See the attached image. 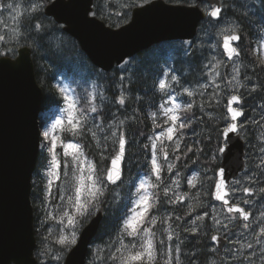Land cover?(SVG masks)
Masks as SVG:
<instances>
[{
  "label": "trees",
  "instance_id": "1",
  "mask_svg": "<svg viewBox=\"0 0 264 264\" xmlns=\"http://www.w3.org/2000/svg\"><path fill=\"white\" fill-rule=\"evenodd\" d=\"M225 17L233 19L239 26L241 57L244 61L242 75L249 83L242 91L245 97L249 94L254 104V107H249L254 108V121L246 122L241 128L247 155L264 146V142L260 141L259 126L264 117V64L252 52L253 45L260 42L264 30V1L225 0L222 18L218 22L211 18L203 21L188 50L183 41L157 44L130 59L124 71L118 67L111 72L97 69L76 40L52 18L46 17L43 11L24 17L19 22L24 36L15 47L27 45L32 49L36 79L43 91L42 113L62 105L57 83L62 78L68 80L76 104V116L82 127L77 135L67 131L62 134L64 139H71L82 146L85 156L96 165L97 175L104 178L111 158L119 150V138L123 135L126 139L123 180L117 186L110 187L104 178L103 194L90 204L93 210L89 209L80 218L81 231L94 215L96 205L98 209L103 208V220L92 243L102 247V258L107 264L111 261L110 249L119 240L124 209L128 208L127 186L133 189L136 180L151 170V137L164 130L167 124L160 115L161 106L172 94L180 104V120L176 122L174 134L178 142L176 146H165L163 141L158 146L161 170L159 179H152L151 184L157 185L150 186V196L153 197L150 202L154 207L150 209L145 222L166 210L172 214V218L175 217L180 227L187 214L204 213L213 202L212 190L221 163L220 149L224 143L223 130L229 122L227 96L232 93L229 80L232 63L225 59L221 40L214 35L215 25ZM36 23L42 25L40 30L35 28ZM212 54L215 55L214 59ZM2 56L13 57L0 51ZM167 68L175 79L168 77V87L161 90L159 83L165 77ZM188 89L193 90L191 96L186 91ZM121 97L123 104L119 102ZM93 107L95 112L91 111ZM247 116L245 111L244 118ZM181 123L185 125L183 128L179 127ZM161 150L167 152L173 162L160 156ZM44 164L45 159L40 153L31 193L37 242L42 240L37 208L42 200L40 172ZM193 175L195 180L192 184L195 185L190 191L191 207L186 209L180 204H176V207L169 204L160 187L169 184L173 178L177 179L178 184H188ZM121 186V194H115ZM204 225L209 229V220ZM151 228L157 229L156 223ZM194 248L195 264H209V260H200L203 245L197 247L194 243ZM184 263L187 264V260Z\"/></svg>",
  "mask_w": 264,
  "mask_h": 264
},
{
  "label": "water",
  "instance_id": "2",
  "mask_svg": "<svg viewBox=\"0 0 264 264\" xmlns=\"http://www.w3.org/2000/svg\"><path fill=\"white\" fill-rule=\"evenodd\" d=\"M197 1L216 4L215 7H220L222 12L218 0ZM92 11L93 0H53L44 9L45 15L62 25L63 31L78 42L90 62L104 72L112 71L154 45L168 41L193 40L200 22L205 18L204 11L198 5L153 0L135 8L128 24L114 29L92 16ZM220 17L212 18L217 21ZM234 34L240 36L239 41L233 42L239 55H233L231 59L224 50L222 38L221 47L229 62L241 56L238 48L241 35ZM42 102L43 91L36 79L31 49L26 46L20 47L18 55L14 58L0 57V264L38 263L35 257L37 240L31 193L44 127V122H40ZM241 103L240 97V103H234L232 106L238 108ZM228 115L230 123L237 124L238 131L230 133L227 137L223 134L221 164L215 185L221 179L220 173L223 172L225 191L229 193L226 197L229 204L225 205L223 201L216 199L215 185L212 197L214 202L223 205L228 214H239L244 220L240 213L229 211L232 205L243 208L229 198L231 182L237 179L246 167V144L239 133V121L243 116L232 121L231 115L229 113ZM125 157L126 144L124 158L120 164V178L112 183L105 176L109 186L114 187L123 180ZM110 167L111 160L108 169ZM250 217L249 213V219L245 221L248 222ZM102 220L103 208H100L82 229L77 243L66 255L64 264L87 263L90 245L98 233ZM214 236L218 239L213 240V243L222 248L226 242L219 235Z\"/></svg>",
  "mask_w": 264,
  "mask_h": 264
},
{
  "label": "rangeland",
  "instance_id": "3",
  "mask_svg": "<svg viewBox=\"0 0 264 264\" xmlns=\"http://www.w3.org/2000/svg\"><path fill=\"white\" fill-rule=\"evenodd\" d=\"M140 1L146 0H136V2ZM148 1L150 0H147L146 2ZM97 2L98 4L100 2V5L109 4L110 6L119 7L120 10L124 13L127 12L124 11L127 4H132L131 0H97ZM0 4L4 5L3 8H0V35L5 36V40L0 41V51L3 53L15 54V45L24 36V33L20 29V20L24 17L33 15V10H39V12H42L44 7L46 6V3L43 0H0ZM8 4H12L13 8L8 9ZM235 32H239V26L237 22L229 17H225L214 27L215 38L220 40H222L223 35L232 34ZM25 37L27 36L25 35ZM191 45V42L184 43V47H186V50H188L187 48L191 47ZM246 48L247 47H245V49ZM252 52L255 54V56L260 58L264 64V30L260 42L253 45ZM212 57L214 59L215 55L212 54ZM129 64L130 62L128 60L118 68L124 71ZM212 64L214 65V63ZM243 66L244 61L242 57L232 62L230 66L229 77L232 93H229L227 96L230 97V95L232 94H238L241 95L244 99L243 104H241L239 108L244 109L247 112L248 116L241 120V134L243 133V130H241L242 125L246 124V122L252 123V121H254V117L252 116L254 114V108L249 109V107L252 105V98L249 97V94L245 97L242 91L244 86L249 84L242 75ZM168 77H170V79H173L169 68H167L165 77L162 79L166 84ZM212 80H214V78H212ZM200 87L203 88L204 86L201 85ZM57 88L60 95L62 96V106L52 108L40 115V122H44L40 153L45 159V164L43 165L40 172V178L43 184V192L42 200H40L39 206L37 208V212L39 214L38 219L40 221L39 229L42 236V240L41 242H38V248L36 250V258L38 260V264H63L66 254L75 244H68L66 246L61 245L59 243L60 238L62 236H66L70 239L71 234L74 232L76 234L77 242L80 233L81 216L76 215L75 210L68 199V197L74 196V188L77 183V177L79 176V172L75 171L78 165L73 164V158L71 156H64L63 148L59 145V140H63L65 143L76 142L71 139H64L62 134L63 131H60L59 128H57L55 133H51V129L54 125H56V122L58 120L63 122V126H67V117L69 114L68 105L69 103L74 102V97L68 80L63 78L61 80H58ZM187 91L192 92L193 90L188 89ZM123 94L124 90L122 89V95ZM252 106L254 107V104ZM169 108L173 109L174 112L166 115L165 110ZM179 109L180 104L174 94L170 95L169 98H167L162 103V114L160 113V115H162V118H164V123L167 124L164 130L156 133L151 137V170L149 172L143 173L136 180L133 189L130 190L129 186H127L126 204H128V208L124 209L125 216L121 229L119 230V240L110 249V256H115L116 259H112L110 257L111 261L109 262V264H120L119 257L121 255H126V252L117 251V249L121 247V243L128 245L129 247H131L132 244H136L137 248L132 249L133 251H135L143 242V232H141L137 237L128 236L124 232V224L126 219L131 216V210L136 208L135 201L139 199L140 195H143L145 193L150 195V186L155 185L151 184L152 179L157 177L152 170V159L153 155H155L157 163L160 164V160L158 158L159 153L157 151L160 143L164 141L165 146L177 145L178 140L175 138V136H173L172 140H168L166 136L162 137L161 140H157L156 137L160 136L162 132H165L167 128L176 126V123L175 125H173L172 121L169 119V116L172 114L178 116ZM228 121H230L229 116ZM259 126L261 130L260 141L264 142V117L261 118ZM46 131L50 132V135L47 138L44 135ZM51 134H55L58 137V143L55 152L60 161V179L55 180L52 183L50 190L51 194H49L48 181L50 177L48 176V172L51 168L50 161L52 159V152L50 151ZM153 143H155L156 145L155 148L153 147ZM252 144H254V135L252 136ZM165 153L166 160H168L170 163L171 161L173 162V159H169L167 156L168 153L164 150H161L160 156L165 157ZM84 157L86 158V162L84 165L86 170L87 161L90 160L85 156V154ZM247 161L249 164H247L246 170L237 179V181L233 183L230 189L233 193V198L243 202V204H245V206L243 207L246 209V211H249L253 214L250 221L246 222L245 220H241L238 215L237 217L235 215H229L225 212L222 206L212 202L209 204V208L207 209L208 211L204 213H189L190 215L187 214L186 218L183 219V222L179 227L178 221H175V217L172 218V214L169 211L163 210L161 214L155 216L157 229L152 230L151 225L153 223H151V220L148 223L145 222L143 225V227L149 228L151 232L155 234L152 239L156 247V262H162L165 264L166 260L171 259L172 264V261L176 256L174 244L176 236L179 233L178 229L187 228L189 223V226H193V228L195 229V234H197L196 230L203 229L206 231V233L209 232L211 236L213 234H217L219 236L221 234L224 236L227 235L228 239L232 243L231 247L227 249L232 259L227 257L230 259V261H226V264H264V234H261V228H264V192L261 191V189H264V146L260 147L258 151L252 150L251 152L247 153ZM65 162H67L66 168ZM85 174L87 173L85 172ZM194 180L195 176L193 175L189 178V182L191 181V183L188 182V184H178L177 179L173 178L169 184L166 183L165 185H163V187L160 188L162 194L164 196L166 195L169 204L173 205L174 207H176V204H180V207L187 209V207H191L189 197L190 191L195 185L192 184ZM141 184H144L145 187L141 188ZM100 186L103 188L102 184ZM245 189L253 191L254 194H246ZM122 190L123 186L118 187L115 194H121ZM165 190H167V194H165ZM89 209L93 210V207L89 205L88 210ZM97 211L98 208L96 205V209H94V215ZM65 212L76 217L77 223L75 226H70L68 224V217L64 216ZM189 218L192 219L188 220ZM61 220H63V223H61ZM206 220H209V229L204 228ZM245 225L248 226L245 227ZM169 237H171V239H169ZM161 241H163V244H161ZM249 244H251L252 247L249 248ZM169 249H171L170 256L168 253ZM102 251V247H99L96 244H92L89 249L87 263L91 262L94 264H107L103 261ZM56 257H59V259H57Z\"/></svg>",
  "mask_w": 264,
  "mask_h": 264
},
{
  "label": "snow or ice",
  "instance_id": "4",
  "mask_svg": "<svg viewBox=\"0 0 264 264\" xmlns=\"http://www.w3.org/2000/svg\"><path fill=\"white\" fill-rule=\"evenodd\" d=\"M55 7V4L52 5ZM4 5L0 4V8H3ZM8 9H12L13 5L8 4ZM35 11V10H33ZM208 15L211 17H220L221 15V8L220 7H212L211 11L208 12ZM42 27L41 24L37 23L35 24V28L37 30H40ZM5 36L0 35V41H4ZM240 36L237 34H225L223 35V47L225 52L228 55V58L231 59L233 55H239L237 47L233 46V42L239 41ZM175 79V77H173ZM168 87V85L162 80L159 83V88L161 90H164ZM187 91V90H186ZM189 96L192 95L191 92L188 93ZM67 99V98H66ZM121 104L124 103L123 97L120 98L119 101ZM236 103H240V97L236 95H232L230 99L227 102V112L231 115V120L236 121L239 117L243 116L244 113L241 109L235 108L232 105ZM178 107V106H177ZM188 107H191V104L188 105ZM91 111L95 112L96 109L93 107ZM174 110L169 108L165 110V114L168 115L169 113H173ZM68 117H67V126H63L62 121H57L56 125L53 126L51 129V133H55L57 128L60 129V131H67L71 132L73 135H77L79 128L82 127L80 124L79 119L76 116V104L69 103L68 105ZM227 118V117H225ZM169 119L172 121L173 125H175L176 121L180 120V117L172 114L169 116ZM185 125L181 123L179 125L180 128H183ZM175 127H169L166 129L165 132H162L160 136L156 137L157 140H161L162 137L166 136L168 140H172L174 134H175ZM238 131V126L236 123H230L227 125V127L224 130V135L227 137L230 133H234ZM45 137H49L50 132H45ZM113 135H115L113 133ZM58 143V137L55 134H51V149L52 152V159L50 161L51 168L48 172V176L50 177L48 181V189L49 194H51V185L55 180L60 179V161L57 157V154L55 152V149L57 147ZM119 144V150L116 152V155L111 158V167L107 170L106 179L112 183H115L116 180L120 178V164L121 161L124 158L125 153V144L126 141L121 135V137L118 140ZM59 145L63 148V154L64 156H71L73 158V164L78 165L75 171L79 172V176L77 177V183L74 188V196L68 197L69 202L71 203L72 207L75 210L76 215L78 216H84L88 212L89 205L92 203L93 200L98 199L100 195L103 194V188L100 186L103 183V177L97 175V169L96 165L93 164L91 161H87V168L85 170V162L86 158L84 157L83 148L78 143H65L63 140H59ZM153 147L155 148L156 145L153 143ZM178 147V146H177ZM223 151V149H221ZM166 158V153H165ZM67 167V162H65V168ZM152 170L156 174L157 179H159V173H160V165L157 163V160L155 158V155H153L152 159ZM85 172L87 174H85ZM221 179L216 183V192L215 197L217 200L223 201L225 205L229 204V200L226 199V197L229 195L227 191H225V181L223 179V172L220 173ZM191 183V181L189 182ZM153 187H156L157 185H152ZM141 188H144L145 185L141 184ZM262 192H264V189H261ZM245 192H248V189H245ZM86 194V196H85ZM165 194H167V190H165ZM153 199L152 196L145 193L143 195L139 196V199L135 201L136 208L132 209L131 216L128 217L124 224V232L126 235L131 237H137L140 235L141 232L144 233V236L142 237L143 242L139 245V248L135 251L132 249H136L137 245L132 244L131 247L128 245H125L121 243V247L117 249L118 252H126V255H121L119 257L120 264H155L157 253H156V247L153 242L152 237L155 235L149 228L143 227L145 223V218L148 216V213L154 205L150 202ZM246 202V201H245ZM229 211H235L240 213L243 216L244 220L249 219V213L245 212L243 208H240L236 205H232L229 207ZM64 216L68 217V224L70 226H75L77 223L76 217L65 212ZM61 223H63V220H61ZM151 223H155V217L151 219ZM248 225H245L247 227ZM261 234H264V228H261ZM171 239V237H169ZM213 240H217L218 238L216 236L212 237ZM59 243L61 245H68V244H76V234L73 232L71 234V238L69 239L66 236H62L59 240ZM161 244H163V241H161ZM248 247H252L251 244L248 245ZM176 251H179V248L177 247ZM169 256L171 254V249L168 250ZM59 259V257H56ZM112 259H116L115 256L111 257ZM165 264H171V259H168L165 261Z\"/></svg>",
  "mask_w": 264,
  "mask_h": 264
},
{
  "label": "flooded vegetation",
  "instance_id": "5",
  "mask_svg": "<svg viewBox=\"0 0 264 264\" xmlns=\"http://www.w3.org/2000/svg\"><path fill=\"white\" fill-rule=\"evenodd\" d=\"M43 1L47 4L48 2H50L52 0H43ZM146 1L136 2V0L135 1L131 0L132 4L131 5L127 4L126 9L124 10L127 12L124 13L123 11L120 10L119 7L110 6L109 4L100 5L101 4L100 2L98 4L97 0H94L92 15H94L95 17H97L98 19L103 21L107 26L114 27V28L121 27V26L127 24L132 19V13H133L134 8L146 4L147 3ZM165 1L169 2V3H173V4H178L181 2L188 4V5L197 4L205 12V14H206L205 20H207V19L209 20L210 18H212L211 16L208 15V12L211 11L212 7H215V4L211 5L207 1L200 2V3H198L196 0H165ZM218 1L222 7L221 16H223V14L225 13V0H218ZM36 14H39V10L34 11L33 15H36ZM246 161H247V157H246ZM236 181L237 180L233 181L232 185ZM232 185H231V187H232ZM230 198H231V201L233 203L238 204L240 206H245V204H243V202H241L238 199L233 198V193H232L231 189H230ZM247 212H249V211H247ZM250 214L252 217L253 214L252 213H250ZM234 215L236 217H237V215L240 217L239 214H234ZM251 217H250V219H251ZM190 219H192V218H189L188 220H190ZM178 232L179 233L176 236L175 244H174L176 256L173 259L172 264H186V263H184L186 260H187V264H195L196 257L194 256V251H195L194 243L197 244V247H201V245H203L204 251L201 255L200 260H203L205 262L209 260L210 263L212 261L211 264H213V262H214V264H226V261H230L229 258L232 259V257L229 254V251L227 250V249H229V247H231L232 243L228 239L227 235L226 236H224L222 234L220 235L221 238L226 243L222 248H218L216 246V244L213 243V239H212V237L215 234H213L211 236V234L209 232L206 233L205 230L198 229V230H196V233H197L196 235H199V236H196L195 235V229L193 228V226L190 227L189 223H188L187 228L178 229ZM181 235H185L184 238L181 237ZM177 247L179 248L178 252L176 251ZM225 255H227V256H225ZM227 257H229V258H227ZM197 261H199L198 257H197ZM228 263H230V262H228Z\"/></svg>",
  "mask_w": 264,
  "mask_h": 264
},
{
  "label": "bare ground",
  "instance_id": "6",
  "mask_svg": "<svg viewBox=\"0 0 264 264\" xmlns=\"http://www.w3.org/2000/svg\"><path fill=\"white\" fill-rule=\"evenodd\" d=\"M34 34H36V33H34ZM38 36V35H37ZM50 36V35H49ZM35 37V36H34ZM39 38V37H38ZM35 39V38H34ZM43 39V38H42ZM36 40V39H35ZM34 42V41H33ZM36 43V42H35ZM41 55H43V54H41ZM211 263H212V261H211ZM210 264V263H209Z\"/></svg>",
  "mask_w": 264,
  "mask_h": 264
}]
</instances>
